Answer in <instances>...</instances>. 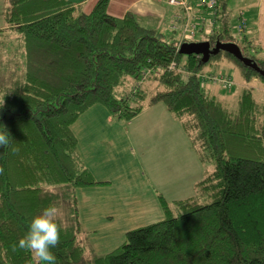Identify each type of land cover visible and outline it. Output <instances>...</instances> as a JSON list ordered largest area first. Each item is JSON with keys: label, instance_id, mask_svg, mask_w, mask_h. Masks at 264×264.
<instances>
[{"label": "trees", "instance_id": "obj_1", "mask_svg": "<svg viewBox=\"0 0 264 264\" xmlns=\"http://www.w3.org/2000/svg\"><path fill=\"white\" fill-rule=\"evenodd\" d=\"M109 3L97 0L87 13L71 0L8 2L0 36L16 34L18 46L4 45L11 58L0 62V129L13 138L0 147V264H37L14 245L50 205L61 229L56 264H264V101L249 85L264 83L255 68L264 70V56L251 51L253 41L231 34L222 1L205 39L237 43L254 65L226 50L207 62L182 54L180 36L167 38L132 11L111 15ZM222 56L246 84L231 105L200 78ZM130 79L136 84L129 92ZM150 80L158 84L154 91ZM159 102L180 122L205 173L191 196L158 193L164 217L89 258L78 191L106 182L83 162L73 126L95 104L129 122Z\"/></svg>", "mask_w": 264, "mask_h": 264}, {"label": "crops", "instance_id": "obj_2", "mask_svg": "<svg viewBox=\"0 0 264 264\" xmlns=\"http://www.w3.org/2000/svg\"><path fill=\"white\" fill-rule=\"evenodd\" d=\"M71 1L75 2L87 13L93 9L97 2V0ZM219 1L227 4V12L230 17L237 19V24L239 17L243 16L246 20V28L241 32L243 37L245 36V38L253 41V49H251L253 53L264 56V0H218V3ZM193 2L199 3L198 6H200V9L203 11L210 10L206 6L201 5V0H192V3ZM5 4V0H0V30L7 27V25H5ZM179 9L182 10L180 7L170 5L168 0H110L108 7L109 13L118 17H122L126 12L132 11L144 23L153 25L161 31L167 29V27L170 29L176 14L180 11ZM210 24V20H205V22L202 23L200 30L203 34H206V31H208L207 34L211 33L209 30ZM145 110L144 108L143 111ZM167 110V107L163 108L160 102L149 105V110L144 115L140 116L138 119H135V117V120L132 119L126 122L129 127L127 128V133L125 125L119 124L122 121L112 116L109 111L100 104H95L87 109L75 122L73 130L79 141L78 148L83 162L98 180L106 182L105 184L81 188L78 191L82 216L81 221L90 223L89 225L87 224L86 227L92 226L91 224L95 221H97L96 223H102L106 221V219L111 221L114 218L112 211L116 207H123V210L145 207L139 209L143 211L148 207L147 202L150 201L149 198L151 197L148 195H142V197L137 198L134 197L136 194H134L135 191H133L132 188V179L134 173L135 177H137L138 164L133 167L131 165V160L125 157L122 148L125 143L129 144L131 151H133L138 158L139 164L141 163L139 169L142 171L143 177L145 178L143 188L147 187V190L149 189L148 191L151 193L152 186L154 189H157L159 193L164 194L167 199L174 200L183 197H176L175 195L166 194L164 192L165 186L163 187L161 185V181L164 184L162 180L163 176L161 178L158 177L152 167L153 165L147 161V156L145 158L142 148L148 146L150 143L159 144L158 142L162 138L161 136H163V133L170 139H175L176 144L178 142H184L185 146L183 148L186 151L185 157H188V159L185 158L186 162L190 160V164L187 163V169H191L189 192H193V186L203 177L202 175L205 172L204 166L200 160L196 162V155L191 154L192 150L189 148L187 134ZM150 113L154 115V124L148 129L143 122ZM178 134H180V137ZM180 151L181 150L178 148L176 151L177 156H179ZM189 152L191 157L188 155ZM185 186L187 187L186 183ZM137 191L139 192V190ZM155 195L158 199L157 194ZM150 204H152V202H150ZM159 204L158 202V207ZM97 213H99V215H97ZM159 219H161V217L156 220ZM134 220L135 219L130 218L128 223ZM142 222L140 218H137V222L129 225V229L127 230L148 224H143Z\"/></svg>", "mask_w": 264, "mask_h": 264}, {"label": "rangeland", "instance_id": "obj_3", "mask_svg": "<svg viewBox=\"0 0 264 264\" xmlns=\"http://www.w3.org/2000/svg\"><path fill=\"white\" fill-rule=\"evenodd\" d=\"M8 2L9 0H5V3H6L5 12L7 10ZM192 5H193V8H192L191 14L193 15V19L200 18V19H205L206 21H209L213 18L211 10L203 11L202 9H200V6H198L199 3L193 2ZM177 15H180L181 19L176 20ZM176 16L173 20L174 21L173 23L177 24L178 26L177 30L173 31V29L170 26V29H168L167 27V29L162 30V31L169 39H172L173 37L177 38L180 36L179 40H182L181 34H183L184 23L186 20V11L182 9L179 11V13L176 14ZM229 24H230L231 34L234 37L241 40L243 38V34L239 32L235 27L237 24V19L234 17H231L229 20ZM5 25H7L6 19H5ZM214 25L216 24L209 25L210 32H212V30L214 29ZM207 32L208 31H206V34H203L200 28H198L197 35L195 37L188 36V39H192L193 41H203L202 39L208 36ZM15 36L16 34H13L10 32L9 33L7 32L6 36H0V41L3 42L2 45H0V62L3 61L4 63H6L10 61L11 55L8 54L7 52L8 48H5L4 45L11 42V45L17 47L18 46L17 41L14 40ZM13 40L15 42H13ZM221 58L223 59L222 62H221L222 59L213 60L211 63L207 65V70H205L202 73L220 74L221 71L228 73L232 75L233 77V80H234L233 87L229 90V89H225L222 86L217 85L215 83H211V82H205L204 85L214 94H216L220 99L228 102V104L231 105L232 103H234V101L236 100L235 99L236 96L240 93L241 89L244 86H246V84L244 80L242 79L237 66L230 60L228 61V59H226L225 56H222ZM11 65H12V62H11ZM135 84H136V80L130 79L127 82V85L125 86V88L130 92V90L135 86ZM147 85L150 91H154L156 87L158 86L156 80L148 81ZM249 85L254 86L257 99L263 102L264 101V83L258 79H255L254 82H252ZM147 101L148 100H146L145 103H148ZM160 104H162L163 108H166L163 102H160ZM145 109L146 110L143 111L135 119H138L140 116L144 115L149 110V105H147ZM167 112L169 111L167 110ZM169 114L171 115L170 112ZM158 122L160 123L159 120ZM177 122L180 124L178 120ZM119 124L125 125V130L127 133V128L129 127L127 126L126 122L122 121ZM143 124L146 127H148V129H150L154 124V115H152L151 113L148 114ZM155 127H156V122H155ZM180 127L182 128L181 124H180ZM122 130L124 131L123 127H122ZM178 136L180 137V134H178ZM161 137L162 138L158 142L159 144L150 143L148 146H145L142 148L145 158L147 156L146 158L147 161H149L153 165L152 167L154 168L155 173L158 175V177L161 178L163 176L162 180L164 181V184L161 181V185L163 187L165 186L164 192L166 194L169 193V194L175 195L176 197L182 196L183 198L193 195L195 193L196 186H193V192H189V182H191V178L189 179V177L191 176L190 174L191 169H187V165H188L187 163L190 164V160L186 162V159H188V157H185L186 151L183 148L185 146L184 142H178L177 143L178 146H177V144L175 143L176 141L175 139L174 140L173 138L170 139L167 135H164V133H163V136ZM122 148H123L125 157L131 160V165L135 167V165L138 164L137 177H135V173H134L133 179H132L133 187L131 186L133 188V191H135L134 194H136L134 197L137 198V197H142V195H148L151 198H149L150 201L147 202L148 207L146 206L147 209H145L144 211L139 210V209H143L145 207H139V208L132 209V210L130 209L123 210V207L122 208L116 207L112 211L114 218L111 221L108 219H106V221H103L102 223H96L97 221H95L94 223L91 224L92 226H88V227H86V225L87 224L89 225L90 223H85L82 221L83 229L80 234V239L83 242V244L86 246L87 254L89 258H91L94 255V253L96 254L106 253L108 251L115 249L121 243H123L126 238L125 234L128 231L127 229H129L128 226L136 223L137 218L138 219L140 218V220L143 221L142 223L144 224V223H148L150 221L156 220L160 217L161 218L164 217V211L162 210L160 204L158 207L159 200L157 199V197H155L156 196L155 194H157L158 196V193H159L158 190L154 189L150 185L152 192L149 193L148 191L149 189L147 190V187L143 188L145 178L143 177L142 171L139 169V165L141 167V163L139 164L138 158L135 156L134 152L131 151V148L128 143H125ZM178 148L181 150L179 153V156H177V152H176ZM189 148L192 150L191 154L196 155V162H198L199 158L197 154L195 153V151L193 150V148L191 147L190 142H189ZM191 154L190 152L188 153L190 157H191ZM203 166H204V170H206V166L204 164ZM185 183L187 187L185 186ZM137 190H139V192ZM150 202H152V204H150ZM157 207H158V210H157ZM82 214H83V211H82ZM97 215H99V213H97ZM130 218H133L135 220L128 223V220Z\"/></svg>", "mask_w": 264, "mask_h": 264}, {"label": "clouds", "instance_id": "obj_4", "mask_svg": "<svg viewBox=\"0 0 264 264\" xmlns=\"http://www.w3.org/2000/svg\"><path fill=\"white\" fill-rule=\"evenodd\" d=\"M12 136L9 131L0 129V147H10ZM2 171V169H0ZM58 209L54 205L45 207L33 216L27 231L14 247L29 252L37 264H56L53 249L60 241L61 229L57 222Z\"/></svg>", "mask_w": 264, "mask_h": 264}, {"label": "built area", "instance_id": "obj_5", "mask_svg": "<svg viewBox=\"0 0 264 264\" xmlns=\"http://www.w3.org/2000/svg\"><path fill=\"white\" fill-rule=\"evenodd\" d=\"M170 5L180 7L186 11V20L184 23L183 28V34L181 44L183 42L190 41L192 39H188L189 37H195L197 35V29L200 28L203 22H205V19L196 18L193 19V15L191 14L193 5L192 0H168ZM201 5L206 6L208 9L212 11V19L210 20L211 24H216V16L219 15L218 13V0H201ZM181 19L180 15L176 16V20ZM171 28L174 30H177L178 26L176 23H173L171 25ZM236 28L239 32H243L246 28V20L243 18V16L239 17L238 24L236 25ZM193 41V40H192ZM180 44V46H181ZM179 46V47H180ZM170 69H177L178 65L176 62H172L169 66ZM200 78L202 83L205 82H211L215 83L217 85L222 86L225 89H231L234 85V80L232 75L225 73L221 71L220 74L215 73H201Z\"/></svg>", "mask_w": 264, "mask_h": 264}, {"label": "water", "instance_id": "obj_6", "mask_svg": "<svg viewBox=\"0 0 264 264\" xmlns=\"http://www.w3.org/2000/svg\"><path fill=\"white\" fill-rule=\"evenodd\" d=\"M221 50H226L232 54H234L238 59L245 61L249 65H254L251 59L245 55H243L240 46L235 42H222L218 41L214 46L207 40L203 41H187L183 42L180 46V53L182 54H196L201 55L202 60L207 62L212 55L218 54ZM255 68L264 74V70L255 66Z\"/></svg>", "mask_w": 264, "mask_h": 264}]
</instances>
